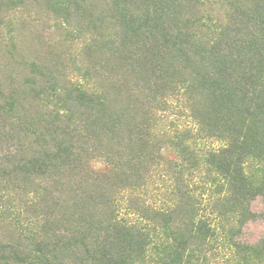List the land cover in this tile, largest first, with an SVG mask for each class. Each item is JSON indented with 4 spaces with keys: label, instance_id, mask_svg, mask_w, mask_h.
<instances>
[{
    "label": "trees",
    "instance_id": "obj_1",
    "mask_svg": "<svg viewBox=\"0 0 264 264\" xmlns=\"http://www.w3.org/2000/svg\"><path fill=\"white\" fill-rule=\"evenodd\" d=\"M264 0H0V264H264Z\"/></svg>",
    "mask_w": 264,
    "mask_h": 264
},
{
    "label": "rangeland",
    "instance_id": "obj_2",
    "mask_svg": "<svg viewBox=\"0 0 264 264\" xmlns=\"http://www.w3.org/2000/svg\"><path fill=\"white\" fill-rule=\"evenodd\" d=\"M251 209L257 214L264 212V202L261 198H257L251 204ZM264 237V217H259L248 222L243 228L241 240L246 243H254Z\"/></svg>",
    "mask_w": 264,
    "mask_h": 264
}]
</instances>
